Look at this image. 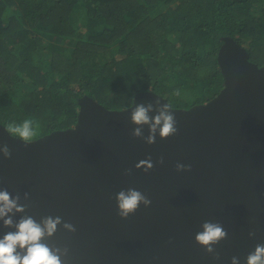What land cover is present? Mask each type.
I'll list each match as a JSON object with an SVG mask.
<instances>
[{
  "label": "water",
  "instance_id": "obj_1",
  "mask_svg": "<svg viewBox=\"0 0 264 264\" xmlns=\"http://www.w3.org/2000/svg\"><path fill=\"white\" fill-rule=\"evenodd\" d=\"M222 41L217 61L223 88L205 103L173 107L147 90L129 107L111 110L83 95L72 127L27 146L0 123V146L12 152L10 159L0 153V190L29 205L14 221L60 216L73 224L76 232L61 224L45 241L69 249L65 264H232L233 257L246 264L264 244V66L234 38ZM157 99L171 105L178 131L167 139L157 134L150 145L133 137L130 118L135 106H155ZM143 132L149 134L147 126ZM149 157V172L135 167ZM178 163L191 171H177ZM129 188L152 203L124 219L116 195ZM206 221L228 233L214 253L195 241ZM9 231L15 229L0 221V238Z\"/></svg>",
  "mask_w": 264,
  "mask_h": 264
},
{
  "label": "trees",
  "instance_id": "obj_2",
  "mask_svg": "<svg viewBox=\"0 0 264 264\" xmlns=\"http://www.w3.org/2000/svg\"><path fill=\"white\" fill-rule=\"evenodd\" d=\"M223 37L264 54V0H0V123L32 117L35 140L72 127L83 95L205 103L223 88Z\"/></svg>",
  "mask_w": 264,
  "mask_h": 264
},
{
  "label": "clouds",
  "instance_id": "obj_3",
  "mask_svg": "<svg viewBox=\"0 0 264 264\" xmlns=\"http://www.w3.org/2000/svg\"><path fill=\"white\" fill-rule=\"evenodd\" d=\"M179 95V93H175ZM153 103L147 105L141 103L134 107L131 112V123L136 125L132 135L134 138H141L147 144L156 143L157 134L161 139L175 135L178 131L177 121L172 112L171 105L161 103L157 99ZM155 113V115H150ZM37 122L32 118H26L20 124L9 123L6 131L23 141L25 146L29 145V141L36 134L35 127ZM144 126L148 127L149 134L144 136ZM0 153L4 158L10 159L12 152L7 144L0 146ZM161 164L164 163L161 157ZM135 167L143 169L146 173L153 167L151 157L147 160H141ZM177 171H191V165L178 163ZM131 169L126 174L130 175ZM29 199V194H24V200ZM118 215L127 219L134 214L139 206L143 204L145 207L151 205L152 201L143 193L133 188L121 190L116 195ZM29 205L21 203L19 194L13 197L7 189L0 190V221L6 228H14L15 231L7 232L3 238H0V264H65L62 257H68L69 249L67 247H59L53 244L49 246L45 241L50 240L58 231V226L63 224V228L69 232H76L73 224L64 222L60 216H45L39 222L32 216L23 215L18 222L13 217L17 213H25ZM202 231L195 236V241L206 249L208 253H214L213 245H217L220 241L227 238L228 233L220 223L206 221L202 224ZM254 236L255 233L249 234ZM218 259V254L216 255ZM232 264H240L238 257L232 258ZM246 264H264V244H257L255 251L249 253Z\"/></svg>",
  "mask_w": 264,
  "mask_h": 264
},
{
  "label": "rangeland",
  "instance_id": "obj_4",
  "mask_svg": "<svg viewBox=\"0 0 264 264\" xmlns=\"http://www.w3.org/2000/svg\"><path fill=\"white\" fill-rule=\"evenodd\" d=\"M252 62L259 66H264V54L262 52H254V57L251 59ZM191 94H188L190 96Z\"/></svg>",
  "mask_w": 264,
  "mask_h": 264
}]
</instances>
